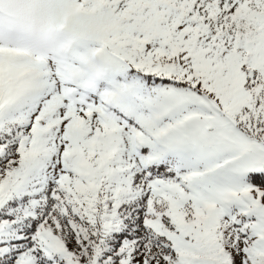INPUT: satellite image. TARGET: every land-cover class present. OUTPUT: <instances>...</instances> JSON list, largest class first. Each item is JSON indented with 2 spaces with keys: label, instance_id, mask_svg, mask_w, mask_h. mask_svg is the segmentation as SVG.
<instances>
[{
  "label": "snow or ice",
  "instance_id": "6c2138e0",
  "mask_svg": "<svg viewBox=\"0 0 264 264\" xmlns=\"http://www.w3.org/2000/svg\"><path fill=\"white\" fill-rule=\"evenodd\" d=\"M0 264H264V0H0Z\"/></svg>",
  "mask_w": 264,
  "mask_h": 264
}]
</instances>
